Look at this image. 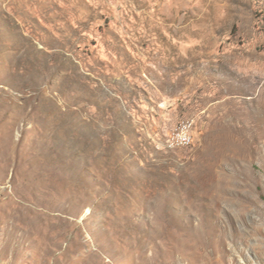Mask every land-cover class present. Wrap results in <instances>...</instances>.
I'll list each match as a JSON object with an SVG mask.
<instances>
[{"label":"rangeland","instance_id":"1","mask_svg":"<svg viewBox=\"0 0 264 264\" xmlns=\"http://www.w3.org/2000/svg\"><path fill=\"white\" fill-rule=\"evenodd\" d=\"M0 264H264V0H0Z\"/></svg>","mask_w":264,"mask_h":264},{"label":"bare ground","instance_id":"2","mask_svg":"<svg viewBox=\"0 0 264 264\" xmlns=\"http://www.w3.org/2000/svg\"><path fill=\"white\" fill-rule=\"evenodd\" d=\"M191 132H192V124L191 123H184L177 131L176 133L172 136V138L170 140H168V145L167 147L170 149H175V148H180V147H185L188 146L189 144L185 145V143H177L172 144L173 142H175L177 137H182V139H190L191 136ZM192 140V139H191Z\"/></svg>","mask_w":264,"mask_h":264},{"label":"built area","instance_id":"3","mask_svg":"<svg viewBox=\"0 0 264 264\" xmlns=\"http://www.w3.org/2000/svg\"><path fill=\"white\" fill-rule=\"evenodd\" d=\"M191 141V138L190 139H182V137H177L175 142H173L172 144H177V143H185V145L189 144Z\"/></svg>","mask_w":264,"mask_h":264}]
</instances>
